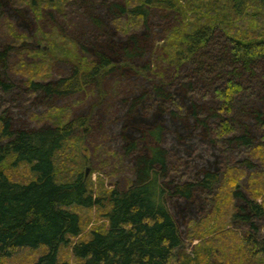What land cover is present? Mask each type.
I'll return each mask as SVG.
<instances>
[{
    "label": "trees",
    "instance_id": "obj_1",
    "mask_svg": "<svg viewBox=\"0 0 264 264\" xmlns=\"http://www.w3.org/2000/svg\"><path fill=\"white\" fill-rule=\"evenodd\" d=\"M6 11L35 31L7 23L0 37V264H264V0H0ZM71 13L90 27L69 31ZM171 22L153 63L149 35ZM56 63L67 76L51 79ZM134 69L153 80L121 102L132 178L111 187L83 170L95 109L49 102ZM23 94L46 108L30 115ZM195 143L213 155L191 162ZM93 207L106 223L86 235L76 209Z\"/></svg>",
    "mask_w": 264,
    "mask_h": 264
},
{
    "label": "rangeland",
    "instance_id": "obj_2",
    "mask_svg": "<svg viewBox=\"0 0 264 264\" xmlns=\"http://www.w3.org/2000/svg\"><path fill=\"white\" fill-rule=\"evenodd\" d=\"M25 21L17 20L12 17L8 11H6L0 19V37L4 41H10L9 35H7L5 27L7 23L15 26L18 33H24L28 36H33L35 31V25L31 19V15L25 11ZM160 17V16H159ZM158 18V17H157ZM161 18H158L159 22ZM32 20V22H31ZM69 26V31L83 32L87 30V27H90L89 21L82 14L71 13L61 20ZM160 24V23H159ZM165 24V23H163ZM174 24L171 22L169 26L159 25L153 28L152 32L149 35V56L154 63V55L156 48L159 49L161 45L162 37L165 33V30L170 28ZM44 26V24H43ZM68 31V29H67ZM16 56L13 55L11 60H15ZM13 63V61H11ZM154 69L155 66L153 65ZM69 68L63 63H56L51 70V79H58L59 77L64 78L67 76ZM11 74V79L15 80L16 84L19 87H23V78ZM153 80L152 76H146L138 72L137 69L132 70L131 72H126V74H110L108 75L100 88V91H94V93H75L71 97L66 98H54L49 103L51 105H60V106H71L72 111H75L76 114H86L94 110L93 118L91 119V126L83 127L80 129V132L84 134V143H80L81 152L84 153L86 159L88 160L89 165L83 166V170L87 177H90L93 181L102 178L105 181L107 186H117L119 188L124 187L127 182L132 178L131 173V164L128 157H124L121 149L120 141L114 138V132L116 133L119 127L122 126L123 122L121 117L124 112L121 110V102H127L132 93H138L139 89H144L147 87ZM22 93H25L22 91ZM29 98L34 99L35 96H30ZM26 96L23 94V99ZM25 101V102H24ZM26 99L23 100V104L29 111L30 115L34 113H40L46 106H37ZM28 107H27V106ZM126 106V105H125ZM48 107V106H47ZM120 108V110H119ZM119 118V121L116 122V119ZM31 125V124H30ZM172 139L168 137V142H171ZM198 142V141H197ZM195 152L194 156L190 161H197L199 155L202 157H208L213 155L211 150L206 151V148L200 143H195ZM175 152L174 154H176ZM241 155H233L231 152H227L225 159L236 158ZM178 158V155L176 156ZM184 159L185 156H183ZM236 160V159H232ZM84 162V159L80 160ZM97 181V180H96ZM96 184V182H95ZM98 194V193H97ZM76 212L80 215L81 219L84 222L83 232L89 233L91 229L101 228L105 223V218L102 217L103 209L99 208H80L76 209ZM184 231V230H183ZM184 249H190V243L188 240L184 239ZM68 249L64 248L62 253L63 257L71 260V256L68 253ZM31 257L32 253L26 251L25 253H19L16 257Z\"/></svg>",
    "mask_w": 264,
    "mask_h": 264
}]
</instances>
